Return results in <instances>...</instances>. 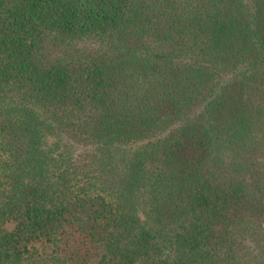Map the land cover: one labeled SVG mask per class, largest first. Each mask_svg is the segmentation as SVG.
Wrapping results in <instances>:
<instances>
[{
	"label": "trees",
	"instance_id": "obj_1",
	"mask_svg": "<svg viewBox=\"0 0 264 264\" xmlns=\"http://www.w3.org/2000/svg\"><path fill=\"white\" fill-rule=\"evenodd\" d=\"M0 264H264V0H0Z\"/></svg>",
	"mask_w": 264,
	"mask_h": 264
}]
</instances>
